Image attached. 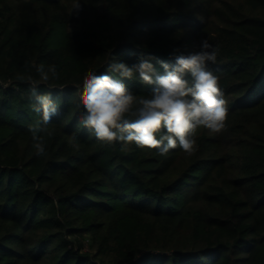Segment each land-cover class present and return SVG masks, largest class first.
I'll return each mask as SVG.
<instances>
[{
    "label": "trees",
    "instance_id": "trees-1",
    "mask_svg": "<svg viewBox=\"0 0 264 264\" xmlns=\"http://www.w3.org/2000/svg\"><path fill=\"white\" fill-rule=\"evenodd\" d=\"M79 2L0 0V264H264V0ZM205 39L228 114L223 131L197 130L193 155L106 145L79 124L88 71L150 98L110 63L155 57L164 74L158 61ZM33 81L60 106L42 156Z\"/></svg>",
    "mask_w": 264,
    "mask_h": 264
},
{
    "label": "clouds",
    "instance_id": "clouds-1",
    "mask_svg": "<svg viewBox=\"0 0 264 264\" xmlns=\"http://www.w3.org/2000/svg\"><path fill=\"white\" fill-rule=\"evenodd\" d=\"M74 0L72 10H79ZM218 49L203 40L199 51L175 56V64L158 61L164 69L159 74L150 62L155 57H141L138 63L128 66L113 61L109 71L122 77L139 75L141 83L152 85L150 98L137 99L127 86L108 75L88 71L80 89L83 108L79 124L97 141L106 145L119 142L122 147L134 144L140 149H157L160 155L179 148L187 155L196 151V134L200 128L214 133L224 130L228 114L227 101L219 85V78L207 65L215 63ZM43 81L57 79L55 65H33ZM190 79H185V75ZM22 78V77H21ZM31 79V78H29ZM28 99L31 108L40 117L28 126L37 156L45 154V135L52 117L59 114V103L50 92L40 93L36 82L31 83ZM76 147V136L71 138Z\"/></svg>",
    "mask_w": 264,
    "mask_h": 264
}]
</instances>
